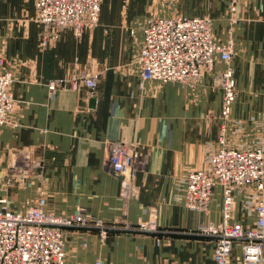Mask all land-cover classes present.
<instances>
[{
  "label": "crops",
  "instance_id": "obj_1",
  "mask_svg": "<svg viewBox=\"0 0 264 264\" xmlns=\"http://www.w3.org/2000/svg\"><path fill=\"white\" fill-rule=\"evenodd\" d=\"M209 17L218 44L232 41L238 99L227 125L230 147L264 150V0H238L232 22L228 0H103L99 24L80 38L64 30L47 48L35 0H0V72H12L16 100L10 124L0 126V200L17 212L38 202L44 210L70 216L83 209L94 227L67 231V264H216L214 242L196 234L223 220V191L214 189L207 215L185 204L187 176L209 170L222 129V92L212 70L191 88L177 82H142L135 65L150 18ZM100 73L96 96L85 86L50 93L46 84L83 73ZM138 152L135 193L125 203L121 179L106 167L111 143ZM21 154L42 162L5 187ZM254 187L235 193L231 221L255 227ZM3 205L0 204V207ZM155 219L159 233L126 227ZM229 264H244L236 244Z\"/></svg>",
  "mask_w": 264,
  "mask_h": 264
},
{
  "label": "built area",
  "instance_id": "obj_2",
  "mask_svg": "<svg viewBox=\"0 0 264 264\" xmlns=\"http://www.w3.org/2000/svg\"><path fill=\"white\" fill-rule=\"evenodd\" d=\"M103 0H35L37 19L42 26L40 45L47 48L59 40L64 30H73L80 38L86 30L99 24ZM231 20L238 0H228ZM143 42L135 65L142 82H177L195 88L206 70H212L215 60L227 65L215 77L214 86L222 92V129L217 147L210 155L209 170L194 171L187 176L186 207L205 215L214 189L223 191V220L208 222L196 232L214 242L216 264H229L236 244H241L244 264H264V150L252 147L233 148L227 143V125L232 106L238 99V90L230 62L236 55L234 43L218 44L209 17L150 18L142 26ZM3 65V60H0ZM100 73H83L70 79L49 81L50 93L77 90L85 86L90 96H96ZM15 82L12 72H0V126L11 123L16 100L11 87ZM12 164V172L5 179V187L16 180L26 181L29 173L42 165L30 155L21 154ZM138 152L124 143H111L106 167L121 179L122 197L128 203L134 197V181L138 172ZM254 187L257 194L251 204L257 216L255 227L246 228L231 221L234 195L238 190ZM0 264H67V231L73 228L98 229L102 236L113 230L99 220L92 221L83 209L70 216H58L44 210V191L36 205L27 204L25 212L13 211L0 200ZM138 232L158 234L155 219L126 227Z\"/></svg>",
  "mask_w": 264,
  "mask_h": 264
},
{
  "label": "rangeland",
  "instance_id": "obj_3",
  "mask_svg": "<svg viewBox=\"0 0 264 264\" xmlns=\"http://www.w3.org/2000/svg\"><path fill=\"white\" fill-rule=\"evenodd\" d=\"M237 5V4H236ZM236 12V11H235ZM235 12H234V14H235ZM232 22H234V21H232ZM242 190H244V189H242ZM242 190H239V191H242ZM238 192V191H237Z\"/></svg>",
  "mask_w": 264,
  "mask_h": 264
}]
</instances>
